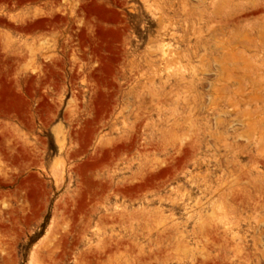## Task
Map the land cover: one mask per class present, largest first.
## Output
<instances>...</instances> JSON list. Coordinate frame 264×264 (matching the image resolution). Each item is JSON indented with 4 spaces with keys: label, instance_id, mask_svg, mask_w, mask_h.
<instances>
[{
    "label": "rangeland",
    "instance_id": "1",
    "mask_svg": "<svg viewBox=\"0 0 264 264\" xmlns=\"http://www.w3.org/2000/svg\"><path fill=\"white\" fill-rule=\"evenodd\" d=\"M263 1L0 0V264H264Z\"/></svg>",
    "mask_w": 264,
    "mask_h": 264
},
{
    "label": "bare ground",
    "instance_id": "2",
    "mask_svg": "<svg viewBox=\"0 0 264 264\" xmlns=\"http://www.w3.org/2000/svg\"><path fill=\"white\" fill-rule=\"evenodd\" d=\"M263 1V0H262ZM241 6V5H240ZM257 7H259V6H257ZM239 8H242V9H240L239 11H237L236 12V14L234 15V16H232V18L229 20V23H231V24H233V25H237V24H239L240 23V21H242V20H245V19H243V18H245V17H241V16H243L244 14H246L247 13V10L245 9V8H247V7H243V6H241V7H239ZM260 8L262 9V8H264V1H263V3L261 2L260 3ZM214 9V8H213ZM249 11V10H248ZM256 47V46H255ZM263 189V188H262ZM264 194V193H263ZM91 249V248H90ZM50 251H51V249H50ZM49 251V252H50ZM108 251V250H107ZM107 251H103V250H100V249H97V250H87L86 252H85V254H86V256H89L90 257V260H89V262H92V263H90V264H93V263H97L98 264V262L100 261V259L102 258V256H104V255H106L107 253ZM106 253V254H105ZM88 262V261H87Z\"/></svg>",
    "mask_w": 264,
    "mask_h": 264
}]
</instances>
